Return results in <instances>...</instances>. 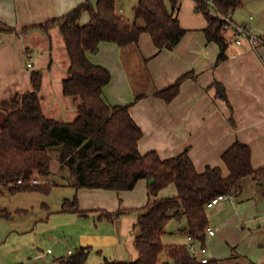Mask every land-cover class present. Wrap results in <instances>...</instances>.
I'll return each instance as SVG.
<instances>
[{"label": "crops", "instance_id": "obj_1", "mask_svg": "<svg viewBox=\"0 0 264 264\" xmlns=\"http://www.w3.org/2000/svg\"><path fill=\"white\" fill-rule=\"evenodd\" d=\"M86 1L0 0V22L13 29L12 32L0 30V113L4 115L0 118V130L13 99L33 90L31 75L38 70L44 73L41 96L45 115L63 122L77 118V103L63 92V81L68 77L70 66L64 37L59 35V27L47 33L37 26L70 13ZM242 9L249 15L244 18L238 15ZM118 14L127 24H134L125 18L119 0ZM178 18L187 33L174 48L159 50L150 34L144 33L138 45L121 49L114 43L103 42L97 53L88 55L92 63L112 73V80L105 88L107 101L113 106L132 105L131 114L143 130V138L139 142L142 154L155 151L162 159H169L189 149L199 172L208 167H222L227 174L222 156L239 140L251 147L254 168L264 167V43L256 49L246 39L242 45H237L233 32L228 33V59L217 63L221 48L208 42L205 34L208 22L197 10L196 2L182 1ZM232 18L264 37V0H247ZM89 21V13H84L82 23ZM60 55L65 57V64H62ZM151 55H154L153 59H146ZM29 57L33 58L32 67L28 66ZM136 73L148 75L154 87L150 93L140 94L142 98L139 101H136L138 96L132 89L130 77ZM186 74L191 76L182 83L180 94L172 102L154 95ZM56 81L61 88L58 95L54 93ZM59 183L61 185L54 188L73 190L72 195L63 199L60 209L50 211L46 205L43 209L48 213L29 218L26 210L13 213L0 208V225H4V231L0 232V264H49L54 252H49L50 249L43 252L39 246L58 240L56 232L59 228H74L72 232H77L75 229L79 228V223L90 220L87 214L61 211L64 201L75 194L81 211L89 210L95 216L94 223H101L102 219L101 214L93 210H116L121 202L124 208H128L139 202V192H136L139 184L146 190V203L149 201L146 180H141L135 189L122 192L105 189H81L77 192L68 184ZM259 191H264V185ZM171 195H177L174 185L160 193L163 198ZM239 203L234 198L233 203L226 204ZM257 203L256 208L264 207L259 200ZM236 206L235 212L245 222L243 214L249 207L244 203ZM223 209H228V206ZM86 227L79 228L75 240L87 248L89 255L93 250L104 253L106 249L123 247L119 235L103 234L98 226L92 228L90 224ZM210 227L216 234L208 238H216L218 229L212 224ZM131 235L135 246L136 234ZM188 242L189 239L185 245ZM69 251L67 255L72 256ZM63 259L55 258L53 264H61Z\"/></svg>", "mask_w": 264, "mask_h": 264}, {"label": "trees", "instance_id": "obj_2", "mask_svg": "<svg viewBox=\"0 0 264 264\" xmlns=\"http://www.w3.org/2000/svg\"><path fill=\"white\" fill-rule=\"evenodd\" d=\"M208 26V42L221 48L217 63L228 59V32L223 17L243 8L247 0H194ZM181 0H140L135 8L134 24H127L118 14V0H87L70 13L39 25L45 32L58 26L70 58L68 77L63 81L64 95L77 103V118L63 122L45 115L41 90L44 73L33 71V90L17 95L0 130V197L6 193L39 192L49 194L57 183L33 184L38 176H50L52 152L57 154L61 182L81 189L131 191L141 180L148 183L149 201L135 226V248L139 254L133 262L106 260L103 264H220L217 260L204 263L187 245L165 246L166 225L172 219L186 221L184 232L199 247H206L210 226L207 204L222 194H235L243 189V180L264 178V167L255 169L249 145L236 141L222 156L224 169L208 167L199 172L189 149L177 157L162 159L155 151L142 154L139 142L143 130L131 114L132 105H111L105 88L112 73L88 57L97 53L103 42L121 49L138 45L142 34L148 33L159 50L176 47L187 33L178 18ZM84 13L90 21L82 23ZM0 30L13 29L0 22ZM26 31V30H25ZM191 74L181 77L172 86L154 93L172 102L181 91L182 83ZM142 95L136 98L139 101ZM22 181V183H19ZM174 185L177 195L160 197ZM62 212L87 213L80 210L78 195L66 199ZM3 212V211H2ZM128 210L102 213L100 219L114 221ZM86 248H81L61 264H85Z\"/></svg>", "mask_w": 264, "mask_h": 264}, {"label": "rangeland", "instance_id": "obj_3", "mask_svg": "<svg viewBox=\"0 0 264 264\" xmlns=\"http://www.w3.org/2000/svg\"><path fill=\"white\" fill-rule=\"evenodd\" d=\"M119 2H122L125 18H129L132 22H135V8L136 5L138 6L140 0H119ZM247 13L248 12L243 9L238 11V15H242L241 17L243 18L246 15H249ZM201 14L204 16L203 13ZM55 27L58 26H52L50 30ZM228 33L231 34V31ZM59 35L62 37L61 31L59 32ZM59 58H61L62 64H65V57L60 55ZM153 58L154 55L146 56V59ZM130 77L135 96L139 97L142 93H150L154 88L151 78H148V75L146 76L145 73H141V75H139V73L137 75L136 73ZM58 86L59 81L54 82V93H56V95L61 92V88ZM3 116V113H0V118ZM51 154L53 158L51 175H37L32 181L37 180L40 183L49 184L61 182V176L58 173L59 162L57 154L55 152H52ZM263 185L264 178L255 180L253 177H247L243 180V189L234 194L235 198L240 202L236 205L239 206L241 203H244L245 206L249 207L246 208L248 211L245 210L243 214V217L246 220H244L245 222H242L241 215L235 212L234 209L236 205L233 204H226L223 202L220 205L207 210L210 224L218 229V235L216 238H207L206 240V247L208 248L207 256L211 260H217L220 264H264V207L256 208L258 200L259 202H262V204L264 203V191H259ZM136 190L137 193L139 192V202L134 203V206L128 208L125 206L126 208H124V204L120 201L121 203L116 210L105 208L92 211L99 212L100 214L116 213L120 210L129 211L127 214L117 217L114 221L103 218L101 223H94L95 216H92L91 212L86 210L85 213H87L88 216L90 215V220L88 223H83V221L79 223V228H87V224H90V227L92 228L98 226L103 234H117L120 237L123 247L116 250L106 249L104 253H100L98 250H93L90 255L88 253V258L85 264H103L106 259L120 262H133L138 259L139 254L135 249L131 234L135 233V226L138 222L139 216L145 212L144 208L147 205V196L145 188L140 187V184L137 186ZM72 193V189L68 190L65 188H54L49 194L39 192H22L17 194L6 193L0 197V208L13 213L21 212L19 210H26L28 211L26 215L29 218H38L44 215V213H48V211H44L43 209L46 205L50 207V211L60 209L63 199L68 197V195H72ZM167 197H173V195ZM141 198H143L142 202H140ZM226 206H228V209H223V207ZM238 206H236V208ZM186 226L187 224L185 220L179 221L172 218L166 225L167 233L163 237V243L165 246L185 245L188 239V234L184 232ZM79 228H76L75 230L78 229L79 231ZM1 231H4V225H0V232ZM72 231H74V228L61 227L56 232L57 237L59 238L58 240H52L50 243L48 242L39 246V249L43 252H46L48 249L54 252V254L51 255L49 264H53L55 258L61 259L64 257L63 260H67L70 257L67 255L69 250H72L75 253L81 248H85V246L75 240L78 231ZM54 241L55 245L53 244ZM166 260V255H163L160 264H166Z\"/></svg>", "mask_w": 264, "mask_h": 264}, {"label": "built area", "instance_id": "obj_4", "mask_svg": "<svg viewBox=\"0 0 264 264\" xmlns=\"http://www.w3.org/2000/svg\"><path fill=\"white\" fill-rule=\"evenodd\" d=\"M181 1H184V0H181ZM223 20L225 21V25H224L225 30L227 32L229 31L233 32V39L237 45H242L245 42V39L255 49L257 48L259 44L264 43V37L258 36L257 34L253 33L247 24H240V23L235 22L231 15L223 17ZM28 62H29L28 66L32 67L33 58L29 57ZM19 183H22V181H19ZM32 183L39 184L40 182L37 180H33ZM234 198H235L234 194L219 195L216 198L212 199L207 204V209L208 210L212 209L222 202L233 203ZM207 232L209 236H214L216 234V231L210 226L207 228ZM188 239H189V242L187 244V247L193 253V255L197 258H200L202 262L204 263L208 262L210 259L206 256L207 247L205 248L199 247L192 236H188ZM49 252H51V250ZM69 254L73 255L74 252L70 250Z\"/></svg>", "mask_w": 264, "mask_h": 264}]
</instances>
